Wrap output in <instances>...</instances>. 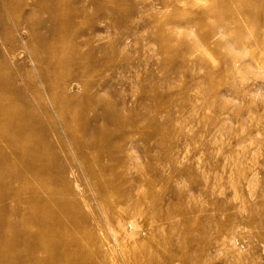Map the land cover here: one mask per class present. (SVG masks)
<instances>
[{
  "label": "rangeland",
  "instance_id": "rangeland-1",
  "mask_svg": "<svg viewBox=\"0 0 264 264\" xmlns=\"http://www.w3.org/2000/svg\"><path fill=\"white\" fill-rule=\"evenodd\" d=\"M73 1L62 0L55 23L46 12L30 16L41 22L29 37L35 51L25 47L27 34L4 21L16 52L8 61L0 40V54L9 72L2 76L14 75L44 128L46 149L55 153L48 159L82 190V221L98 225L100 238L108 234L117 264L132 256L139 264H264V69L256 70L258 63L264 68V17L251 15L264 2L168 0L162 7L159 0H84L75 16ZM223 26L241 27L243 41L211 47L225 38L205 37ZM50 57L82 64L85 81L65 91L78 115L64 121L54 115L55 97L42 90V77L54 78L52 68L41 71ZM77 70L63 64L60 72ZM85 122L93 130L73 128L76 143L61 127ZM90 166L96 178L87 176ZM51 174L58 178L57 169ZM96 189L124 206V195L140 197L144 207L128 222L133 230L109 227ZM73 257L64 264L78 262Z\"/></svg>",
  "mask_w": 264,
  "mask_h": 264
},
{
  "label": "bare ground",
  "instance_id": "bare-ground-1",
  "mask_svg": "<svg viewBox=\"0 0 264 264\" xmlns=\"http://www.w3.org/2000/svg\"><path fill=\"white\" fill-rule=\"evenodd\" d=\"M30 1V7H26V5L23 6L21 4L20 0L19 2L5 0L2 5L4 9H0V40L5 45L3 49L6 55L5 58L7 57L8 61L14 59L13 57L16 52L13 40L9 39V35H7L6 24L8 20L12 21L18 30H22L23 34L28 35L29 40L27 39L25 47L35 51L29 37L32 35V30L36 28L35 22L37 27L41 25V22H33L30 16L39 12H46L51 16L49 22L52 24L56 21L53 17V12L55 13L56 10H60L66 6V3L62 2V0H52L53 3L50 6L45 5L44 0ZM83 1L74 0L70 4V6H73L75 16L81 13V11L77 10L74 6ZM159 1L160 3L158 4L162 7H167L170 4L168 0ZM248 1L249 5L256 2H264V0ZM26 9L30 10L28 14L25 11ZM20 12H23V14ZM251 15L253 17L262 16L263 18L264 10L260 12L255 11ZM240 16L245 19L246 13H242ZM262 22L264 23V20ZM233 24H236V22ZM58 27L59 30L62 28L59 25ZM239 28L240 30L235 32L233 29H229V27H219L215 31H211L205 37V41L216 37H224L225 39L212 42L211 47H226V45L240 44L243 41L244 31L241 27ZM95 36V34H91L90 38ZM79 46L76 44L77 48ZM33 53L36 54V52ZM5 58L0 54V264H64V261H67L68 257L74 259L73 256L78 259V262H75V264H117L114 260H111L113 258L111 254L113 250L108 239V234L105 235L103 233V238H100V233L96 231L98 225L92 227L90 223L87 224L82 221L84 220L82 219L84 216L82 205L84 207V204L76 200V195L80 194L81 197L83 195L82 190H79L76 179L73 178L72 180L75 187L74 190L70 187V181L65 174L63 166L54 161L57 165L55 167L53 166L54 162L50 158V160L48 159L52 154L55 158V153L46 149V139L41 135L44 128L40 121L36 119L35 109L32 108L30 102L22 99L24 97L22 95L23 91L16 86V78H12L14 75L12 74V77H10L11 75L7 76V78L5 74V77H3L4 75L2 76L4 69L7 70V64L3 62ZM53 58L50 57V59L46 60L47 64L42 67L43 70L41 71L49 72L48 70L52 68L54 78L51 80L43 76L41 85L46 95H53L55 97L52 105L55 117L58 120L64 121L69 116L74 117L76 114L78 115V110L76 111L75 106L70 103L72 97L65 96V91L78 88L79 84L85 80L82 75L81 62H77L76 59L67 60L66 62H59L60 60L54 59L55 62H53ZM72 63L78 69L77 73L62 76L60 71L63 64ZM258 64L256 70L262 74L264 68L261 63ZM9 70L11 69L9 68ZM17 71L16 73L19 72ZM36 92L33 94L35 97H38ZM58 94L61 95L59 96ZM38 101L40 102V100ZM41 102L40 104H42ZM40 110L43 116H48L45 106L41 107ZM92 125L85 122L81 127H74L73 124H62L61 127L65 132L70 133L72 141L76 143L77 140L72 134L73 128L87 132L89 129L93 130ZM55 126L50 125L47 129L48 132L57 135V127ZM87 141L92 145L89 137ZM76 152L79 156V151ZM54 168L57 169V179L51 176ZM85 170L87 176L91 177V179L96 178L97 174L95 175L91 166L86 167ZM73 172L70 169V174H73ZM108 179L111 178L108 177ZM97 185L98 183H96V188H99L100 185ZM96 190L98 202L101 205L102 213L109 227L110 225L114 227L120 223L124 228L133 230L134 226H128V222L135 219L133 216L136 214L138 207H144L142 206L140 197H137L138 195L132 196L130 192L126 196L122 194L124 195L123 199H126L125 203H131V205L129 203L128 207L127 204L124 206V204H119L120 202L116 204L114 201L111 203L107 201L109 198L108 190ZM123 199L121 203H124ZM160 219L161 217H159L158 221H163V219ZM144 225H149V223L146 221ZM152 229L155 231V228ZM150 232H148L149 237ZM143 238L141 237V240ZM146 239L149 240V238ZM152 239L154 240V238ZM137 245L139 246V244ZM64 258L66 259L64 260ZM71 263L73 264L72 261ZM127 264L139 263L132 256L128 258Z\"/></svg>",
  "mask_w": 264,
  "mask_h": 264
}]
</instances>
